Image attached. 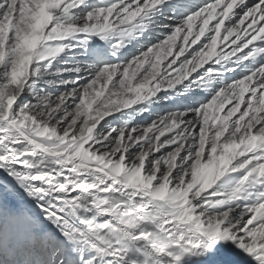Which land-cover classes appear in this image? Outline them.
Listing matches in <instances>:
<instances>
[{"label":"snow or ice","instance_id":"obj_1","mask_svg":"<svg viewBox=\"0 0 264 264\" xmlns=\"http://www.w3.org/2000/svg\"><path fill=\"white\" fill-rule=\"evenodd\" d=\"M0 264H264V0H0Z\"/></svg>","mask_w":264,"mask_h":264}]
</instances>
